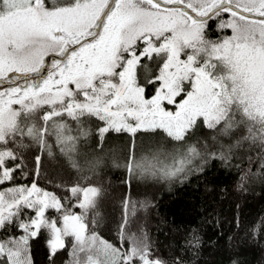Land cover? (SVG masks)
I'll use <instances>...</instances> for the list:
<instances>
[{"label": "snow or ice", "instance_id": "6c2138e0", "mask_svg": "<svg viewBox=\"0 0 264 264\" xmlns=\"http://www.w3.org/2000/svg\"><path fill=\"white\" fill-rule=\"evenodd\" d=\"M110 133L129 136L122 163ZM243 148L264 169V0H0V264H35L39 237L48 264H183L132 230L130 192L116 242L100 235L104 170L180 180ZM42 157L75 181L41 187Z\"/></svg>", "mask_w": 264, "mask_h": 264}, {"label": "trees", "instance_id": "16d2710c", "mask_svg": "<svg viewBox=\"0 0 264 264\" xmlns=\"http://www.w3.org/2000/svg\"><path fill=\"white\" fill-rule=\"evenodd\" d=\"M219 33L215 26L210 38ZM22 82V81H21ZM209 130L201 128L194 140L203 142ZM127 133H110L105 149L122 163ZM139 143V141H138ZM235 157L225 165L218 159L205 164L203 172H194L185 179L164 181L133 179L124 183L123 168L108 167L102 175L105 195L100 205L102 220L97 231L105 239L116 242L115 227L119 219V202L125 193L144 202L137 207L132 230L143 228L157 255L171 260L179 256L183 264H264V169L260 156L248 148L235 149ZM251 155V159H249ZM29 168L33 158L27 156ZM41 187L59 191L48 183L55 179L73 183L75 173L62 162L42 157ZM238 165V166H235ZM247 174L246 179L241 176ZM32 179H18L26 184ZM193 235L199 243H190ZM35 264H48L44 237L32 241ZM67 251L56 257V264H66Z\"/></svg>", "mask_w": 264, "mask_h": 264}, {"label": "water", "instance_id": "95a60500", "mask_svg": "<svg viewBox=\"0 0 264 264\" xmlns=\"http://www.w3.org/2000/svg\"><path fill=\"white\" fill-rule=\"evenodd\" d=\"M53 58H58V57H54V56H52V55H49L48 57H46V65H45L46 68H48L49 63L51 62V60H52ZM21 81H22V80H21Z\"/></svg>", "mask_w": 264, "mask_h": 264}, {"label": "rangeland", "instance_id": "374dc122", "mask_svg": "<svg viewBox=\"0 0 264 264\" xmlns=\"http://www.w3.org/2000/svg\"><path fill=\"white\" fill-rule=\"evenodd\" d=\"M50 67H51V62L49 63L48 69H50Z\"/></svg>", "mask_w": 264, "mask_h": 264}]
</instances>
